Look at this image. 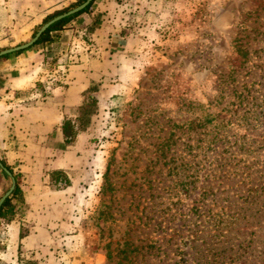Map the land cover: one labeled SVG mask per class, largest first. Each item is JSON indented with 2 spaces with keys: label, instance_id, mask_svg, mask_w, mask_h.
Segmentation results:
<instances>
[{
  "label": "rangeland",
  "instance_id": "374dc122",
  "mask_svg": "<svg viewBox=\"0 0 264 264\" xmlns=\"http://www.w3.org/2000/svg\"><path fill=\"white\" fill-rule=\"evenodd\" d=\"M113 1L98 21L107 16L110 32L124 36L117 86L85 96L78 109L77 177L59 188H67L59 207L37 216L54 227L37 228L36 241L16 239L9 224L21 226L22 238L28 223L21 195L12 197L14 210L0 218V264H129L120 253L129 236L159 243L155 222L178 228L205 182L213 184L209 199L218 200L213 212L229 215L216 244L206 237L212 264H264V0ZM45 12L23 7L18 28L0 32V50L29 40ZM92 29L50 74L62 64L67 72L81 53L94 55ZM0 172L1 197L11 180ZM249 189L255 192L246 198ZM199 244L187 249L192 264H205Z\"/></svg>",
  "mask_w": 264,
  "mask_h": 264
},
{
  "label": "crops",
  "instance_id": "0c3cea01",
  "mask_svg": "<svg viewBox=\"0 0 264 264\" xmlns=\"http://www.w3.org/2000/svg\"><path fill=\"white\" fill-rule=\"evenodd\" d=\"M76 1L0 0V32L18 28L20 23L14 18H22L23 7L27 13L39 5L45 9L41 25L47 16L63 7L60 4L71 2V5ZM112 2L94 0L95 10L82 12L51 30L48 39L0 57V159L12 168L21 190L28 231L20 238L21 226L9 224L20 241H36L37 228L55 225L39 222L37 216L40 213L44 216L50 206L59 207L70 185L64 190L53 188L51 173L65 172L71 185L77 177L83 134L77 132L75 139L67 144L61 129L64 119L76 122L85 96L102 97L117 86L118 64L124 57L119 54L125 45L124 36L110 32L112 25L107 16L106 21H98L104 16L103 11H111ZM90 26L95 27L91 33L97 43L94 55L81 53L79 62L66 63L65 84L49 82L54 64L64 61L66 51L80 43V33Z\"/></svg>",
  "mask_w": 264,
  "mask_h": 264
},
{
  "label": "trees",
  "instance_id": "16d2710c",
  "mask_svg": "<svg viewBox=\"0 0 264 264\" xmlns=\"http://www.w3.org/2000/svg\"><path fill=\"white\" fill-rule=\"evenodd\" d=\"M83 1L84 0H77L76 2L71 4L70 7L54 12L53 14L47 16L43 20V23L46 22L48 19L52 18L53 16L60 14L80 4ZM93 1L94 0H91L83 9L79 10L78 12H75L69 16H66L52 23L49 27H47L40 34L38 39L31 45L48 39L49 33L51 30L60 28L70 19L74 18L75 16L79 15L82 12L88 11ZM262 9H264V4L261 5V10ZM262 27L264 28V23H262ZM22 50L23 49L18 50V52ZM6 55L7 54H4V55H1L0 57H4ZM241 55L246 56L247 52L243 51ZM246 67H247V70L245 72L247 74L244 76L245 81H244L243 86L245 89H248V85L250 86L252 83L251 81L247 80L248 79L247 75L252 76V73H251L252 68L248 65ZM89 98L91 100L95 99L92 96ZM61 129H62L64 141L67 144H70L75 139V136L77 135L76 122H74L72 119H64L61 125ZM240 146L244 150L249 149V146L245 147L246 143L244 141L240 142ZM218 160L222 161L224 160V158L220 157ZM0 162L5 168H7L13 174V170L9 165H7L2 159H0ZM3 173L6 174L4 171ZM51 180H52L53 186L57 189L66 187L70 184V179L67 176V174L59 170L53 171L51 173ZM221 180H223V178ZM212 187H213V184L209 182H205L204 184L200 185L201 192L199 193L200 195L199 198L195 201V203L190 208L189 210L190 214H184L178 217V220L181 221L178 228L169 226L170 230L167 231V229H165L166 227L162 226L163 222H160L161 220L159 222H155V225L159 227L158 229L163 232L162 236H160V238L157 239L159 240V243L156 240L153 241L150 238H148V240H146L145 243L144 242L135 243V240L131 239L129 236V250L123 249L120 251V253L124 254L123 258L129 259V264H153L156 261H157V264H192L194 263V259L189 258L187 249L192 248L195 245V243L199 241L201 242V244H199L200 248L203 247L204 249V250H199V252L201 253L200 255L201 257L199 259L202 260V262L205 264H212L213 262L210 261V256L208 252L213 247H210V248L208 247V244L210 243V241H207L206 237L212 236L215 239L214 243L216 244V242L220 240L223 234V232H220V229H222V225H224L223 223L225 222V218H226V222H229L227 220V217L229 215L225 213L223 209H221L220 212L218 213L213 212L212 207L214 204L218 205V200L209 199L210 193L212 194V196L215 195L214 192H212L213 191ZM235 187L238 188L237 184H235ZM197 188L198 186L194 184L191 189L193 190ZM254 192L255 190L249 189V191H247L246 198L252 197ZM18 194L21 195V190L16 183L10 195L5 198V200L0 206V218L6 213H10L14 210V205L12 204L11 199L14 196H19ZM150 203L152 204V202ZM152 211H154V209L151 210V212ZM231 217L232 218L230 220H234L236 216L233 215ZM165 220L169 221V219H166V218ZM165 220H162V221H165ZM208 226L212 227L213 234L207 231V229L209 228ZM185 232L186 234H184ZM171 242L172 244H174L175 248L170 249V250L164 249V247H167L168 245H170ZM181 243L184 247L181 245ZM170 251L172 252V256H169L168 252ZM203 251L205 252L202 254ZM128 252H129V258L127 256ZM139 254L141 255V258H139ZM122 264H126V263H122Z\"/></svg>",
  "mask_w": 264,
  "mask_h": 264
},
{
  "label": "water",
  "instance_id": "95a60500",
  "mask_svg": "<svg viewBox=\"0 0 264 264\" xmlns=\"http://www.w3.org/2000/svg\"><path fill=\"white\" fill-rule=\"evenodd\" d=\"M91 0H84L83 2H81L80 4L60 13L57 14L55 16H53L52 18L48 19L46 22H44L43 24H41V26H39V28L36 29V32L34 33V35H32V37L27 40L26 42H23L21 44H17L15 46H11L8 48H4L0 50V56L4 55V54H8V53H13L16 52L18 50L27 48L28 46H30L32 43H34L38 37L40 36V34L47 28L49 27L52 23L66 17L69 16L75 12H78L79 10L83 9ZM0 168L8 175V177L11 180V184L9 186V188L1 195L0 197V206L3 203V201L5 200L6 197H8L11 193V191L14 189L16 181H15V177L13 176V174L7 169L5 168L2 163L0 162Z\"/></svg>",
  "mask_w": 264,
  "mask_h": 264
},
{
  "label": "built area",
  "instance_id": "2783aa9c",
  "mask_svg": "<svg viewBox=\"0 0 264 264\" xmlns=\"http://www.w3.org/2000/svg\"><path fill=\"white\" fill-rule=\"evenodd\" d=\"M56 72H52L49 76V82H56L59 84H63L66 79V66L65 64H62L60 67H58V70H55Z\"/></svg>",
  "mask_w": 264,
  "mask_h": 264
}]
</instances>
